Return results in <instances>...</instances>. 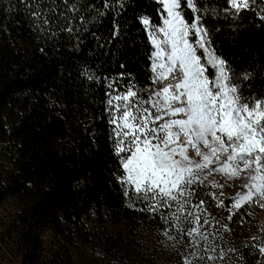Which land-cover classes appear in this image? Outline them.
<instances>
[{"label":"trees","instance_id":"1","mask_svg":"<svg viewBox=\"0 0 264 264\" xmlns=\"http://www.w3.org/2000/svg\"><path fill=\"white\" fill-rule=\"evenodd\" d=\"M103 3L0 0V205L9 197L20 204L4 223L0 241L22 264L48 262L47 233L57 240L50 263L65 259L63 248L72 261L75 248L83 243L99 246L113 264H183V257L193 264H243L228 250L215 261L205 254L206 248H216L210 254L219 256L224 240L233 236L215 229L217 221L226 220L224 208L209 204L196 208L190 198L182 216L202 211L200 234H193L198 243L192 246L193 237L187 232L197 225L181 219L180 236L170 217L175 206L161 209L170 220L165 223L159 216L138 211L145 205L136 202L134 189L124 195L125 188L116 179L123 170L113 150L106 93L112 88L122 93L131 84L148 100L143 89L151 86L149 57L154 48L138 18L148 15L162 23V5L157 0H126L123 9L113 11L105 10ZM250 4L252 9L241 13L243 28L233 31L235 25H216L221 32L214 37V47L234 69L250 74L241 84L242 94L260 98L264 97V26L258 17L264 14V0ZM93 5L104 12L99 19H93L97 16ZM214 5L227 7L224 0H214ZM31 12H40L41 17ZM45 16L48 23L43 22ZM115 25L120 31L117 38L111 35ZM84 69L99 79L87 80ZM120 73L123 80L109 88L111 78ZM143 229L164 238L168 231L181 242L173 247L169 241L174 253L149 260L156 251L142 241Z\"/></svg>","mask_w":264,"mask_h":264},{"label":"snow or ice","instance_id":"2","mask_svg":"<svg viewBox=\"0 0 264 264\" xmlns=\"http://www.w3.org/2000/svg\"><path fill=\"white\" fill-rule=\"evenodd\" d=\"M125 3L126 0H104L103 8L115 11L123 9ZM158 3L162 5V23H155L148 15L138 18L154 48L149 57L151 86L143 89L148 100L141 98L140 90H133L134 85L130 84L122 93L112 88L123 80V73L111 78L109 88L116 94L106 93L109 122L114 126L113 150L123 170L116 179L125 188V196H129V189H134L136 202L145 205L138 211L170 223L161 209L175 206L170 217L180 236L184 234L179 226L181 219L197 225L187 232L195 246L198 242L193 234H200L201 217L191 211L182 214L190 198L200 194L197 187L203 186L213 173H224L241 182L242 191L219 200L217 205L227 209V220L234 216L239 220L240 212L253 203L264 208V97L243 95L241 84L250 79V74L234 69L214 47V37L221 32L216 25H235L233 31L243 28L245 18L241 13L251 10L252 4L250 0H224L227 7L215 6L214 0ZM72 10H76L75 5ZM91 10L97 12L93 19L104 15L94 5ZM30 14L41 17L40 12ZM258 18L264 26V14ZM43 22L48 23L46 16ZM111 35L119 37L118 25ZM83 75L89 81L99 79L89 75L87 69ZM145 104H151V108L144 107ZM208 195L218 198L216 193ZM203 204L204 200H200L199 205ZM207 222L205 219L204 223ZM222 227L230 231L227 224ZM164 235L173 247L181 242L168 231ZM201 239L207 241V236L201 234ZM246 246L264 257V240ZM214 252L216 248L205 249L208 260L215 261L224 255L223 249L219 256L210 254ZM183 264H193V260L183 257Z\"/></svg>","mask_w":264,"mask_h":264},{"label":"rangeland","instance_id":"3","mask_svg":"<svg viewBox=\"0 0 264 264\" xmlns=\"http://www.w3.org/2000/svg\"><path fill=\"white\" fill-rule=\"evenodd\" d=\"M158 1V0H157ZM222 185V187H221ZM205 188L206 194L216 193L218 198H212L210 195L208 199L206 198L205 192L203 189L201 190V186L197 187V191L200 193L198 196L193 197L196 205H199L200 200H204L203 205H199L202 209L215 205L217 208L219 200H226V198L234 197L238 192L242 191L241 182L239 179H235L231 176H228L224 173H213L212 176L208 177L205 180V184L203 185ZM223 192V195L220 196L219 193ZM227 202V201H226ZM142 204V203H141ZM20 204L16 198L9 197L7 201L0 205V231H3L6 227H4V223L8 222L10 218H12L19 210ZM185 208H187L185 206ZM225 214L222 215V219H226L223 223H218L215 225L216 231L219 229L223 230L222 225L227 224L230 231L229 234L233 235L231 240L225 239L223 247L220 249L228 250L231 248H235L236 251L233 252L235 255V259L241 260L243 264L251 263V264H264V257H261L258 251L253 252L251 247H247L246 245H255L257 241L264 240V232L261 230L264 229V208H261L259 204H251L246 206L239 215V220L234 216L232 220H227V216L229 212L224 208ZM197 215L202 217V211L197 210ZM226 215V216H225ZM240 220L243 222L241 223ZM222 232V231H221ZM223 233V232H222ZM140 237H142V241L147 243L149 246L155 248L154 256L150 254V259H164L166 258V254L174 253L173 247L170 245L167 237L164 236H156L154 232L151 230L143 229L140 231ZM162 237V238H159ZM251 237H256L257 240L253 241ZM166 241H165V240ZM45 240L49 241V251L48 258H52L51 248L54 246L57 240L50 234L47 233L45 235ZM60 251V249H59ZM65 249L61 250V254L64 255L65 259L56 263L48 262L45 264H113L112 261L108 262V259L104 258V253L100 251V247L96 246L95 248L90 245H85L80 243L75 248V256L72 261H70L67 256H65ZM243 257V259H241ZM251 258V262L249 260ZM0 264H22L21 258L13 254L10 249L0 241ZM212 264H219L218 261L213 262Z\"/></svg>","mask_w":264,"mask_h":264}]
</instances>
